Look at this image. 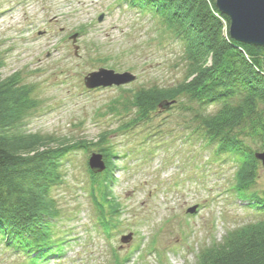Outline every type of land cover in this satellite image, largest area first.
Wrapping results in <instances>:
<instances>
[{"label": "rangeland", "instance_id": "374dc122", "mask_svg": "<svg viewBox=\"0 0 264 264\" xmlns=\"http://www.w3.org/2000/svg\"><path fill=\"white\" fill-rule=\"evenodd\" d=\"M0 62V79L18 74L39 102L24 120L26 133L84 146L65 158L51 188L55 232L67 241L61 257L42 264H197L204 249L260 218L234 195L235 161L193 132V111L176 105L135 118L134 94L186 76L179 40L153 13L125 0H0ZM100 69L135 79L88 90L85 77ZM99 143L118 156L108 190L119 214L103 207L106 228L96 205L104 189L92 178L106 167H89ZM249 192L264 193L262 166ZM32 259L0 237V264Z\"/></svg>", "mask_w": 264, "mask_h": 264}, {"label": "trees", "instance_id": "16d2710c", "mask_svg": "<svg viewBox=\"0 0 264 264\" xmlns=\"http://www.w3.org/2000/svg\"><path fill=\"white\" fill-rule=\"evenodd\" d=\"M125 1L131 8L153 13L170 30L187 65L186 76L177 84L134 94L135 118L141 122L176 105L193 111L191 121L198 126L193 132L201 130L217 156L235 161L234 195L260 216L204 249L197 264H264V193L249 192L262 166L256 154L264 153V47L233 40L229 19L215 0ZM32 91L18 74L0 79V237L6 246L31 255L32 264H42L61 257L67 241L55 232L59 214L51 188L61 182L65 158L84 146L26 133L24 120L39 107ZM101 144L95 146L105 173L92 178L98 191L104 189L96 205L102 208L100 222L106 228L103 207L119 214L108 190L112 160L118 156Z\"/></svg>", "mask_w": 264, "mask_h": 264}, {"label": "water", "instance_id": "95a60500", "mask_svg": "<svg viewBox=\"0 0 264 264\" xmlns=\"http://www.w3.org/2000/svg\"><path fill=\"white\" fill-rule=\"evenodd\" d=\"M219 11L229 19L230 37L242 44L255 47H264V0H215ZM77 35L71 37L76 42ZM77 49V48H75ZM135 77L129 73L115 74L113 71L100 69L90 73L84 79V85L88 90L122 86L132 82ZM167 107L169 104H165ZM264 168V153L256 154ZM89 167L93 173H100L105 169L101 155L92 154L89 159ZM195 208L189 210L194 213ZM131 237L122 238L123 243Z\"/></svg>", "mask_w": 264, "mask_h": 264}]
</instances>
